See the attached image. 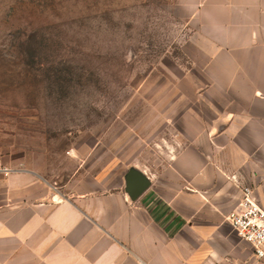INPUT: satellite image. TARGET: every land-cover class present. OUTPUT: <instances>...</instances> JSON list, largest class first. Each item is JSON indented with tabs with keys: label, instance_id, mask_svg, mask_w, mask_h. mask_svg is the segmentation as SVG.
Returning <instances> with one entry per match:
<instances>
[{
	"label": "crops",
	"instance_id": "obj_1",
	"mask_svg": "<svg viewBox=\"0 0 264 264\" xmlns=\"http://www.w3.org/2000/svg\"><path fill=\"white\" fill-rule=\"evenodd\" d=\"M177 2L187 26L197 24L206 91L229 94L232 109L215 102L211 119L185 122L175 135L184 145L165 163L159 152L151 165L137 158L108 166V177L78 167L54 184L31 169H0V264H242L252 257L228 216L244 186L264 209V0ZM131 168L150 181L135 200L126 190Z\"/></svg>",
	"mask_w": 264,
	"mask_h": 264
},
{
	"label": "rangeland",
	"instance_id": "obj_2",
	"mask_svg": "<svg viewBox=\"0 0 264 264\" xmlns=\"http://www.w3.org/2000/svg\"><path fill=\"white\" fill-rule=\"evenodd\" d=\"M188 22L177 0H0V169L54 184L165 163L185 122L232 109Z\"/></svg>",
	"mask_w": 264,
	"mask_h": 264
},
{
	"label": "built area",
	"instance_id": "obj_3",
	"mask_svg": "<svg viewBox=\"0 0 264 264\" xmlns=\"http://www.w3.org/2000/svg\"><path fill=\"white\" fill-rule=\"evenodd\" d=\"M2 171L8 174L11 168L5 167ZM242 192L240 204L228 220L239 237L253 247L252 257L242 264H261L264 262V209L255 201L253 189L244 186Z\"/></svg>",
	"mask_w": 264,
	"mask_h": 264
},
{
	"label": "water",
	"instance_id": "obj_4",
	"mask_svg": "<svg viewBox=\"0 0 264 264\" xmlns=\"http://www.w3.org/2000/svg\"><path fill=\"white\" fill-rule=\"evenodd\" d=\"M126 190L131 199H137L150 185L149 179L140 171L131 168L125 176Z\"/></svg>",
	"mask_w": 264,
	"mask_h": 264
}]
</instances>
